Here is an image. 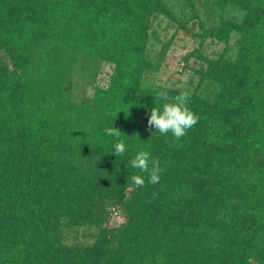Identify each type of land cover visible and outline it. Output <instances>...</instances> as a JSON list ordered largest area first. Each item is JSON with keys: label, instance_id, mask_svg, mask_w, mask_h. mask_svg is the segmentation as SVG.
<instances>
[{"label": "trees", "instance_id": "16d2710c", "mask_svg": "<svg viewBox=\"0 0 264 264\" xmlns=\"http://www.w3.org/2000/svg\"><path fill=\"white\" fill-rule=\"evenodd\" d=\"M162 21L199 40L183 85L151 80ZM162 90L199 117L179 140ZM0 264H264V0H0Z\"/></svg>", "mask_w": 264, "mask_h": 264}, {"label": "clouds", "instance_id": "9594fccd", "mask_svg": "<svg viewBox=\"0 0 264 264\" xmlns=\"http://www.w3.org/2000/svg\"><path fill=\"white\" fill-rule=\"evenodd\" d=\"M188 93L181 91L174 98H169L167 90L159 91L156 100L163 101L162 107H153L151 109L150 118L148 120L149 129L154 127L161 135L171 133L177 140L184 137L187 131L194 127L199 120L188 107ZM108 136L117 138L113 145V154L116 156L123 155L126 152V145L120 140L121 130L117 127H108L105 129ZM131 167L139 169L141 173H145L148 183L155 185L160 182L161 172L158 159L150 158L147 151H139L130 161ZM131 181L135 187H143L145 185V176L133 174Z\"/></svg>", "mask_w": 264, "mask_h": 264}, {"label": "rangeland", "instance_id": "374dc122", "mask_svg": "<svg viewBox=\"0 0 264 264\" xmlns=\"http://www.w3.org/2000/svg\"><path fill=\"white\" fill-rule=\"evenodd\" d=\"M158 30L161 34V37L164 40L169 39L174 36V42L171 46V49L166 57L163 68L159 74L155 77L151 76V80L156 82L157 84L164 83H178L179 85L185 84L184 82L188 79L189 73H180V70L184 64V57L190 53L192 50L198 48L199 40L191 36L189 33L183 30H176V27L173 25H169L166 21H162V25L158 27ZM206 51L208 53H212L215 50L222 49V46L212 44L210 40L206 43ZM194 59L190 61V65L193 66ZM111 72V67L106 66L103 74H102V83L103 79L108 78V75ZM174 73V74H173ZM172 75V76H171ZM171 77V78H170ZM123 220L121 215H116L110 222V225H117Z\"/></svg>", "mask_w": 264, "mask_h": 264}]
</instances>
